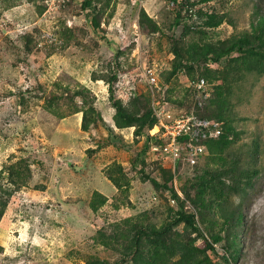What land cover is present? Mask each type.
I'll use <instances>...</instances> for the list:
<instances>
[{"label":"rangeland","instance_id":"374dc122","mask_svg":"<svg viewBox=\"0 0 264 264\" xmlns=\"http://www.w3.org/2000/svg\"><path fill=\"white\" fill-rule=\"evenodd\" d=\"M167 1L92 0L94 28L85 16L91 9H82V0L50 14H45V0H0V187L13 192L0 220V264L113 262L117 253L101 242V230L125 227L141 213L144 223L160 226L174 210L166 192L140 171L162 182L146 152L140 154L143 137H136L133 127L116 126L107 78L116 71V100L137 112L150 90L140 75L149 73L157 83L151 97L164 93L169 114L181 113L192 105L191 79L204 80V98L221 81L202 77L201 64L187 71L191 77L179 73L165 84L162 73L173 60L172 45L219 44L250 31L252 22L264 16V0H188L195 11L225 15L223 24L204 34L197 33L193 18L170 28ZM141 11L155 21L157 32L139 27ZM192 25L185 33L184 27ZM206 67L213 73L222 69L213 63ZM232 92L240 137L231 151H241L240 159L257 174L243 194L231 197L229 207L239 211V225L223 226L207 214L200 219L197 213L196 220L209 240L215 233L224 242L235 238L234 264H264V76L249 75ZM192 175V167L184 166L168 186L183 198ZM109 176L119 178V190L107 183ZM94 191L106 195L104 204L94 196L91 206ZM185 205L192 211L188 201ZM182 233L179 226L173 236ZM195 239L201 247V239ZM214 247L225 257L223 243Z\"/></svg>","mask_w":264,"mask_h":264},{"label":"trees","instance_id":"16d2710c","mask_svg":"<svg viewBox=\"0 0 264 264\" xmlns=\"http://www.w3.org/2000/svg\"><path fill=\"white\" fill-rule=\"evenodd\" d=\"M171 2L173 5L168 10L173 14L170 28L178 27L186 18H193L194 23L199 28L197 33L204 34L206 32L204 30L218 28L225 20L224 14L217 15L208 14L201 10L195 11L193 9L194 4H189L188 0L167 1L168 4ZM92 4V0H82L81 8L91 9L90 12H85V16L91 20L93 27L96 28L98 22L93 16L95 6ZM138 23L141 29H147L151 33L158 31L155 21L144 11H141ZM191 29H194L193 25L184 27L185 33H189ZM173 41L175 43V40ZM172 53L173 60L170 68L162 73L165 84L179 73L192 71L194 67L201 64L204 65L202 77L211 76L214 80L221 81V84L215 85L211 97L208 98H204V94L195 89L193 83H189L188 90L193 97L192 105L183 111L187 112L193 109L200 118L219 121L222 124L221 135L205 141L204 157L195 165L190 166L193 175L190 178L189 189H182L183 198L179 197L175 189L168 186L173 175L160 165L152 163L148 155L149 131L157 123L152 109L150 90L144 99L146 103L141 106V110L137 112L126 110L121 102L115 98L113 86L117 80V73L113 71L108 76L106 83L108 85V100L115 111V124L119 128L133 127L134 135L143 137L140 154L144 155L146 152L149 157L148 162L159 171L162 182L158 183L155 177L145 175L142 168L140 171L142 175L146 176V180H150L155 187H161L166 192L169 203L174 200L176 205L173 206L174 210L169 212L166 221L160 226L144 223L140 220V216L144 215L141 213L135 221L132 220L125 227L116 225L114 231L110 233L101 230L98 233L101 242L112 247L116 251L117 257L113 262L93 260L86 264H219L218 260L220 259L225 264H234L236 261L239 249L238 244H235V238L233 240L228 238L227 242H224L222 236L215 233V235H211L210 240L207 239L198 220H196V214H199L200 219H203L206 214L215 220L219 219L223 226L241 223L239 211L229 207L231 197L234 194H243L245 188L251 185V180L257 171L251 169L245 161L240 159V148H237L240 152L231 151L235 148L236 141L240 137V133L234 124L237 118L231 102V93H233V86L243 78L249 75L264 76V16L252 22L250 31L232 35L219 44L206 43L181 47L176 41L175 45H172ZM116 58L117 55H114L115 69L117 67ZM211 63L220 66L222 69L213 73L206 67L207 64ZM189 76L191 77V75ZM199 80L201 79L194 78L190 82ZM198 99L204 101L199 103ZM164 100V102H168V97H164ZM204 103L205 105H203ZM202 105L203 107H201ZM81 128L84 131L88 129L85 118L82 120ZM252 147L254 155L257 152V143L253 142ZM203 159H206L205 164L203 167H199ZM119 170H121L120 167ZM107 180L115 190H119L123 185H121L119 178L113 176L107 177ZM12 195V191L0 187V220ZM94 196L100 198L101 204H104L107 198L106 195L94 191L90 202L91 206L94 204ZM186 201L189 202L192 211L186 208ZM92 209L96 210L94 207ZM179 226H182L183 233L179 237H174L173 232ZM196 236L201 239V247L195 243ZM220 243H223L225 257L217 255L214 247Z\"/></svg>","mask_w":264,"mask_h":264},{"label":"built area","instance_id":"2783aa9c","mask_svg":"<svg viewBox=\"0 0 264 264\" xmlns=\"http://www.w3.org/2000/svg\"><path fill=\"white\" fill-rule=\"evenodd\" d=\"M70 0H45L49 10H57L59 6ZM136 4H141L143 0H131ZM173 3L169 4V7ZM141 78L150 87L151 94H154L153 85L156 80L151 74L141 73ZM156 83V84H155ZM194 88L206 96L204 80L190 82ZM161 95L163 96L164 93ZM152 95V109L157 123L149 131L148 155L152 163L160 165L168 170L175 177L184 166L195 165L205 154V141L210 138H217L221 135L222 124L217 120L203 119L196 115L191 109L181 112L176 116L169 114L164 96ZM171 206H175L174 200L170 201Z\"/></svg>","mask_w":264,"mask_h":264},{"label":"crops","instance_id":"0c3cea01","mask_svg":"<svg viewBox=\"0 0 264 264\" xmlns=\"http://www.w3.org/2000/svg\"><path fill=\"white\" fill-rule=\"evenodd\" d=\"M109 184V182H107Z\"/></svg>","mask_w":264,"mask_h":264}]
</instances>
